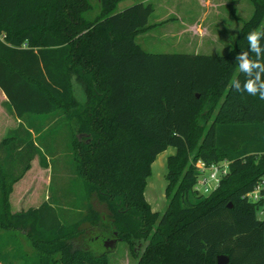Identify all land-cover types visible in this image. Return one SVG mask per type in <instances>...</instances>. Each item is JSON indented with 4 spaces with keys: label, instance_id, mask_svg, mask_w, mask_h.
Instances as JSON below:
<instances>
[{
    "label": "trees",
    "instance_id": "trees-1",
    "mask_svg": "<svg viewBox=\"0 0 264 264\" xmlns=\"http://www.w3.org/2000/svg\"><path fill=\"white\" fill-rule=\"evenodd\" d=\"M119 1L98 0L90 18L89 0H0V107L19 120L0 137V227L29 239L38 264H108V250L94 245L109 237L137 264H216L221 254L226 264H264V223L245 197L264 173V100L242 90L248 80L264 85V0H249L234 43L215 55L144 51L135 36L159 24L147 23L152 5L115 11ZM240 56L254 66L239 69ZM57 132L79 199L70 221L50 196L11 209L33 157L49 168ZM169 146L167 205L153 211L144 187ZM198 160L228 162L203 197L192 187ZM92 193L107 206V224Z\"/></svg>",
    "mask_w": 264,
    "mask_h": 264
},
{
    "label": "rangeland",
    "instance_id": "rangeland-1",
    "mask_svg": "<svg viewBox=\"0 0 264 264\" xmlns=\"http://www.w3.org/2000/svg\"><path fill=\"white\" fill-rule=\"evenodd\" d=\"M91 8L86 12V16L93 18L98 14L99 5L98 0H89ZM138 0H121L117 3L116 9L120 10L127 7ZM225 0L223 3H227ZM153 6V12L149 15L148 22L159 21L167 18L161 25L155 26L154 29L140 38H136V41L143 48L144 51L150 53H197L196 45L200 44V41L194 38V29L186 27L182 36L177 34L178 24L183 21L191 19L196 16L198 7L194 0H151ZM235 8L237 11L233 12V16L228 12V9L223 6L220 13V20H225L224 15L231 19L229 25L218 34L223 33L225 42L216 44L215 48H211L209 51H201L206 53H218L225 54L229 47H231L232 41L235 39V32L239 21L236 16L243 20H246L252 13L253 7L249 0H235ZM172 10V11H171ZM172 14H171V13ZM222 15V16H221ZM169 18V19H168ZM226 21L225 23H227ZM232 36V38H231ZM231 40V42H230ZM235 41V40H234ZM206 42L205 40L203 41ZM223 49V50H222ZM198 52V53H199ZM74 94L77 95L78 100L82 102L84 93L79 83L75 82L73 86ZM1 100V99H0ZM14 121V117L12 118ZM11 124V120L0 118V137L4 135L5 130ZM45 134L38 137L39 141ZM54 150L53 155L48 156L50 159L49 168H43L39 166L36 156L33 157L30 162V168L25 172L24 184L21 187L17 184V189L13 191L10 196L12 202L11 209L20 210L25 209L26 206H36L39 204L45 195L50 196L52 206L55 208L57 216L62 220L65 217L68 221L73 219L78 213L79 199L73 194L75 191L74 185L71 184V178H73L72 171L68 168L64 154L66 152L63 146L64 135L62 132H57L54 137ZM43 145V143H42ZM173 147L169 146L166 150L156 154L153 162L150 165L151 175L147 178L144 190V196L148 204H150L153 211L163 212L166 207V198L164 195V187L166 184L165 175V163L166 157L173 151ZM192 151L188 153L192 156ZM196 164V163H195ZM208 173V172H206ZM23 181V180H22ZM196 185V184H194ZM195 195L205 196L207 193L201 194L195 187ZM78 189V188H77ZM59 196V197H58ZM193 195H190V200L194 199ZM58 197V199H56ZM91 205L99 212L102 222L107 224L109 219V211L107 206L100 201L95 193L90 196ZM15 205V206H13ZM17 207V208H16ZM95 250L100 252L104 247V241H95ZM108 264H137L136 258L130 254V251L125 242L117 240L113 248L107 249ZM34 254V248L29 239H26L23 234L15 229H3L0 227V264H38V260L32 257ZM58 254H55V257ZM23 257V258H22ZM59 264V263H57Z\"/></svg>",
    "mask_w": 264,
    "mask_h": 264
},
{
    "label": "crops",
    "instance_id": "crops-1",
    "mask_svg": "<svg viewBox=\"0 0 264 264\" xmlns=\"http://www.w3.org/2000/svg\"><path fill=\"white\" fill-rule=\"evenodd\" d=\"M140 1L145 2V3L151 2V0H140ZM194 1L196 3V6L198 7L197 8L198 12H197L196 16H193L191 19H188L187 21L181 20V22L178 24L177 34L180 37L184 33V30L186 29V27L193 28L194 29V36L193 37L200 41V44L196 45V47H198L196 49L197 50L196 52L198 53L199 51H201V49L203 51H206V50L209 51L211 48H215L216 44H218V43L222 44L225 42L224 39L226 36H224L223 33H221L220 35L218 33L220 31L224 30V28H226L227 25L230 24L231 19H229L228 16L224 15V18L226 19V21H228L227 23H225L226 22L225 20H220V13L224 12V11H222L223 10L222 7L225 6L228 9V12L229 13L231 12L230 14L233 16L234 14H232V13L237 11V8H235V0H228L227 3H223V2H225V0H194ZM152 10H153V6H152ZM166 19L167 18L159 20V21H152V22H148V20H147L148 24L159 23L157 25L150 27L149 30L154 29L155 26L161 25ZM236 19H237V21H239V26H237V30L235 32L234 37H236V35H237L241 25H242L241 21L243 20L238 16H236ZM149 30L137 34L135 36V41H136V38L138 36H139L138 38H140L141 36L147 34L149 32ZM231 38H232V36H231ZM204 40L206 41L205 43L203 42ZM230 42H231V40H230ZM233 43H234V40L232 41L231 45ZM229 49H230V47H229ZM199 53L212 54V53H206V52H199ZM215 54H218V53H215ZM215 54H212V55H215ZM3 101L4 100H0V103ZM1 117L5 118L6 120H8V119L11 120V124L7 127V129L14 127L19 121V120L13 121L12 120L13 117L11 116V114L9 112H5L0 107V118ZM7 129L5 130L4 134L7 132ZM173 152H174V150L169 154H172ZM22 180H24V179H21L20 181L16 182L14 184V188L19 183H20L19 186H22V184L24 182ZM45 198H47L46 195H45L44 199Z\"/></svg>",
    "mask_w": 264,
    "mask_h": 264
},
{
    "label": "built area",
    "instance_id": "built-area-1",
    "mask_svg": "<svg viewBox=\"0 0 264 264\" xmlns=\"http://www.w3.org/2000/svg\"><path fill=\"white\" fill-rule=\"evenodd\" d=\"M227 163L226 160H222L218 163L205 164L198 160L195 166L199 174L196 177L194 187L201 194L213 191L217 187L220 177L227 172ZM253 185L245 197L248 201L256 202V217L264 223V173Z\"/></svg>",
    "mask_w": 264,
    "mask_h": 264
},
{
    "label": "clouds",
    "instance_id": "clouds-1",
    "mask_svg": "<svg viewBox=\"0 0 264 264\" xmlns=\"http://www.w3.org/2000/svg\"><path fill=\"white\" fill-rule=\"evenodd\" d=\"M257 35L258 33L256 31H253L250 32L247 37L248 42L251 44L253 49H256ZM238 59H239V69L248 71L250 69V66H254V65H250L249 60L244 58L243 56L238 57ZM231 87L236 91H241L239 87V82L236 80L232 81ZM242 90L250 96L258 97L259 99L264 100V85H261L260 90H258L255 80H248L245 83L244 88Z\"/></svg>",
    "mask_w": 264,
    "mask_h": 264
},
{
    "label": "water",
    "instance_id": "water-1",
    "mask_svg": "<svg viewBox=\"0 0 264 264\" xmlns=\"http://www.w3.org/2000/svg\"><path fill=\"white\" fill-rule=\"evenodd\" d=\"M117 241V238H107L105 241H104V247L106 248V250L108 248H113L115 243ZM228 261V257L225 255V254H221V255H218L217 258H216V264H226Z\"/></svg>",
    "mask_w": 264,
    "mask_h": 264
},
{
    "label": "flooded vegetation",
    "instance_id": "flooded-vegetation-1",
    "mask_svg": "<svg viewBox=\"0 0 264 264\" xmlns=\"http://www.w3.org/2000/svg\"><path fill=\"white\" fill-rule=\"evenodd\" d=\"M110 238V237H109Z\"/></svg>",
    "mask_w": 264,
    "mask_h": 264
}]
</instances>
